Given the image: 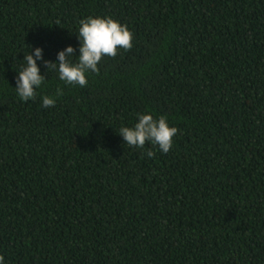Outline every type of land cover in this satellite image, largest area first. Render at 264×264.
I'll list each match as a JSON object with an SVG mask.
<instances>
[{"label": "trees", "instance_id": "obj_1", "mask_svg": "<svg viewBox=\"0 0 264 264\" xmlns=\"http://www.w3.org/2000/svg\"><path fill=\"white\" fill-rule=\"evenodd\" d=\"M0 264H264V0H0Z\"/></svg>", "mask_w": 264, "mask_h": 264}]
</instances>
